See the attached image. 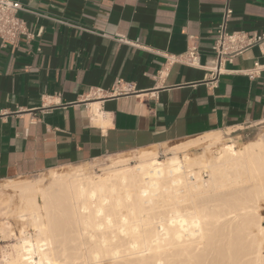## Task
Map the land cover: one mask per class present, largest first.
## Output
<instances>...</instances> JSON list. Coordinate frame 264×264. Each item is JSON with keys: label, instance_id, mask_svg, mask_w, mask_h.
Listing matches in <instances>:
<instances>
[{"label": "crops", "instance_id": "obj_1", "mask_svg": "<svg viewBox=\"0 0 264 264\" xmlns=\"http://www.w3.org/2000/svg\"><path fill=\"white\" fill-rule=\"evenodd\" d=\"M16 1L35 36L0 41V181L264 123V74H246L264 42L212 49L221 27L263 33L264 0ZM192 44L200 67L168 62ZM117 80L134 91L87 99Z\"/></svg>", "mask_w": 264, "mask_h": 264}, {"label": "bare ground", "instance_id": "obj_2", "mask_svg": "<svg viewBox=\"0 0 264 264\" xmlns=\"http://www.w3.org/2000/svg\"><path fill=\"white\" fill-rule=\"evenodd\" d=\"M221 139L174 145L165 161L144 151L135 166L114 161L99 176L76 169L47 186L6 184L17 194L13 213L27 214L37 236L21 230L12 264H264V141L207 155ZM195 148L204 154H187Z\"/></svg>", "mask_w": 264, "mask_h": 264}, {"label": "rangeland", "instance_id": "obj_3", "mask_svg": "<svg viewBox=\"0 0 264 264\" xmlns=\"http://www.w3.org/2000/svg\"><path fill=\"white\" fill-rule=\"evenodd\" d=\"M221 134V143L214 145L209 150V154L216 156V150L221 147V144L231 145L235 150L243 148L248 142L262 140L264 141V123L258 126L249 127L246 129H239L233 132L220 133ZM262 134V135H261ZM196 138H189L182 141H175L168 144H163L160 146L151 147L149 149L130 151L126 153H122L119 155L106 156L102 157L98 160L91 161L89 163L63 167L57 170L49 171L43 174L33 175L29 177L19 178L13 181H0V264H12L14 261L20 259V244L22 240L21 230H26L31 237L32 240L37 238L36 233L31 225L28 224V215L23 214L24 218H20L17 214H14L16 208L17 197L16 193L11 191L6 187V184L10 183H21V182H39V184L47 186L50 182V179L53 175L56 174H64L70 170L81 169L85 170L91 174H95L96 176L102 175L108 166L114 162L119 160L129 159V164L135 166L137 164V156L144 151L153 150L157 154V159L159 161H165L167 157H170L169 149L177 144L184 143ZM214 150V151H213ZM214 153H213V152ZM188 155L198 156L203 155L204 150L202 148L191 149L187 153ZM181 156V155H180ZM205 173L206 177L202 178V181L209 179V172L207 170H202L201 175ZM200 175V177H201ZM190 180V179H189ZM196 180V179H195ZM191 182H196V181ZM4 185V186H3ZM263 206V207H262ZM12 211V212H11ZM260 217L264 218V203L260 204L259 208ZM262 218L263 222L264 219ZM221 241V242H220ZM219 251L221 252L225 248V243L220 240ZM223 243V244H222ZM223 247V248H222ZM33 249V260L38 261V256L35 250V244L32 243ZM264 249V245H263ZM219 252V253H220ZM264 252V250H263Z\"/></svg>", "mask_w": 264, "mask_h": 264}, {"label": "built area", "instance_id": "obj_4", "mask_svg": "<svg viewBox=\"0 0 264 264\" xmlns=\"http://www.w3.org/2000/svg\"><path fill=\"white\" fill-rule=\"evenodd\" d=\"M20 11H25L22 5L16 0H0V41L3 47L7 45H16L21 38L30 40L34 38V34L31 33L25 23L18 17ZM228 11L226 13V16ZM264 42V32H246L236 31L230 34L225 32L224 27L218 31V37L214 42L213 51L215 53V59L218 64L220 61H231L232 57L238 55L245 50L259 45ZM170 63H181L189 67H200L199 53L195 44L188 47L186 53L180 57H173L168 61ZM217 67L211 72V76H217ZM247 76L252 80L264 74V67L259 66L257 63L254 68L248 71ZM134 91V87L131 83H124L123 81H115L110 91H104L96 88L92 89L87 99H93L105 96L106 94H130ZM206 174L201 175V179L205 178ZM191 181H194L195 176L189 177Z\"/></svg>", "mask_w": 264, "mask_h": 264}]
</instances>
